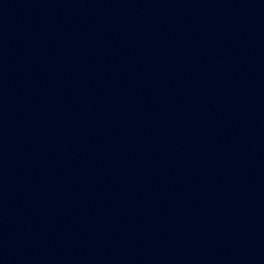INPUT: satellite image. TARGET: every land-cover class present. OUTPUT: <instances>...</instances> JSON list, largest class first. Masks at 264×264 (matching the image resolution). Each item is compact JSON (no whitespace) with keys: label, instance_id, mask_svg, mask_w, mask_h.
Instances as JSON below:
<instances>
[{"label":"water","instance_id":"water-1","mask_svg":"<svg viewBox=\"0 0 264 264\" xmlns=\"http://www.w3.org/2000/svg\"><path fill=\"white\" fill-rule=\"evenodd\" d=\"M0 264H264V0H0Z\"/></svg>","mask_w":264,"mask_h":264}]
</instances>
